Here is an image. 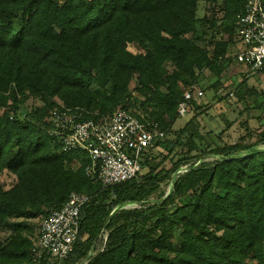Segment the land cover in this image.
<instances>
[{
  "label": "trees",
  "instance_id": "1",
  "mask_svg": "<svg viewBox=\"0 0 264 264\" xmlns=\"http://www.w3.org/2000/svg\"><path fill=\"white\" fill-rule=\"evenodd\" d=\"M245 2L0 0V175L16 176L9 188L0 181V230L10 232L0 239V264H47L34 259L39 232L32 237L28 221L60 208L72 191L90 201L61 264H81L92 249L84 264H264V132L254 142L211 145L197 113L169 138L189 86L205 70L220 77L231 61ZM258 94L253 107L264 110ZM30 96L44 105L27 110ZM57 96L85 117L123 107L158 121L165 137L143 155L136 177L103 186L85 170L87 151L60 153L42 129ZM196 101L190 110L202 111ZM187 162L173 191L150 201ZM127 202L139 205L118 209L104 230Z\"/></svg>",
  "mask_w": 264,
  "mask_h": 264
},
{
  "label": "built area",
  "instance_id": "2",
  "mask_svg": "<svg viewBox=\"0 0 264 264\" xmlns=\"http://www.w3.org/2000/svg\"><path fill=\"white\" fill-rule=\"evenodd\" d=\"M237 36L239 51L233 58L248 74L262 71L264 0H246ZM203 94L197 84H191L178 103L177 115L188 114L192 100ZM56 102L41 123L42 129L60 141V153L87 151L90 160L84 166L86 172L106 187L136 177L142 170L143 155L166 134L158 121L145 122L123 107L110 114L85 117L87 110L68 107L62 100ZM89 201V194L72 191L60 208L43 218L33 248L35 260L45 258L47 264H61L67 258L79 235L82 208Z\"/></svg>",
  "mask_w": 264,
  "mask_h": 264
},
{
  "label": "rangeland",
  "instance_id": "3",
  "mask_svg": "<svg viewBox=\"0 0 264 264\" xmlns=\"http://www.w3.org/2000/svg\"><path fill=\"white\" fill-rule=\"evenodd\" d=\"M206 9L207 5L201 4L199 13L203 14ZM224 38L227 39L229 36L225 35ZM129 48L132 51L138 50L133 44ZM237 51H239V41L230 48L229 56L231 61L222 67L221 75L218 77L220 79L219 85L216 88L211 87V84L218 80L217 76L208 70L202 72L198 86L203 90L204 94L196 102L203 107V110L198 112L193 108L185 116L178 117L172 133L169 134V138L174 139L175 132L179 131L189 118H192L197 113L201 136L203 141L208 144H232L240 138H244V142H254L261 136L264 132V110L253 106L256 98H263L258 93L264 92V71L246 73L243 67L233 58L234 53ZM131 87L133 88L134 84ZM55 98L61 100L59 96ZM38 105H44L43 100L33 96H30L24 104L27 110H31ZM259 145L264 146V141L260 142ZM159 149L152 150V155H158L156 159L158 163L163 158V155H159V152H164L162 148ZM212 157H214L213 154L205 159L209 160ZM191 161L193 162V160ZM192 162H187V165ZM73 166H75V163ZM167 166H170V163H167ZM173 175L162 183V192L152 196L150 201H159L166 192L171 190L174 183ZM15 180L16 176L13 173L5 171L0 175V181L7 188L12 186ZM137 205L139 204L129 203L126 208L136 207ZM42 220L43 218L37 217L28 221L32 226V237L38 234ZM9 234L8 230H0V239L5 238Z\"/></svg>",
  "mask_w": 264,
  "mask_h": 264
},
{
  "label": "water",
  "instance_id": "4",
  "mask_svg": "<svg viewBox=\"0 0 264 264\" xmlns=\"http://www.w3.org/2000/svg\"><path fill=\"white\" fill-rule=\"evenodd\" d=\"M188 168H189V165H187V164H186V165H181V166H179V167L176 169V171L174 172V175H173V177H174V182L176 181V178H177L178 174H180L181 172H185V171H187ZM173 187H174V183H173V186H172L171 190H169L168 192H166L165 195L163 196V198L167 197V196L173 191ZM161 199H162V198H161ZM127 204H129V202H127V203H125V204H123V205L117 206L115 209L112 210V212L110 213L108 219L106 220V222H105V224H104V230L106 229V227H107V225H108V222H109V220L112 218V216L114 215V213H115L118 209H120V208H122V207H127ZM94 252H95L94 249H92V250L90 251L88 257L86 258L85 262H82L81 264L86 263V262L89 260V258L94 254Z\"/></svg>",
  "mask_w": 264,
  "mask_h": 264
}]
</instances>
